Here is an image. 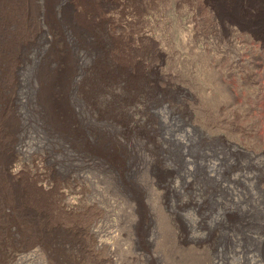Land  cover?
I'll use <instances>...</instances> for the list:
<instances>
[{
    "label": "rangeland",
    "instance_id": "374dc122",
    "mask_svg": "<svg viewBox=\"0 0 264 264\" xmlns=\"http://www.w3.org/2000/svg\"><path fill=\"white\" fill-rule=\"evenodd\" d=\"M66 1L74 3L73 7L76 12L81 8L79 13L82 11L85 14H93L108 19L107 26H110L111 32L116 34V30H119V33L114 37V49L127 53L124 56H130V49L138 46L139 43L150 48L146 38L143 40L140 38V42L135 39L136 36H141L144 33L151 36L155 35L154 37L164 44L169 53L175 50L169 55L165 67L167 69H177L178 67L182 75L188 74L192 77V82L190 81L189 86H184V88L187 92L190 90L192 92L195 89V94H197V96L194 94L196 99L194 101L195 110L192 111V109L187 108L189 107L187 104L189 98L185 97L184 94L168 89L161 92H150L151 98L148 95L145 99L133 101L132 105L135 107L130 106L132 109L130 111L129 106L124 102L126 99L132 100L128 98L131 91L127 95L121 92L117 95L119 99L115 96V99H118L116 101L113 99L114 97L111 98L105 94L104 88L99 85L100 74L103 73L101 64L105 62V59H103L104 51L102 52L94 37L88 32H82L67 27V25V28L64 29L61 22L62 39L67 46L66 53L70 51L69 54L74 59L79 56L83 58L74 60L71 56L67 59L65 58L66 53L58 56L55 51L54 54L53 51L46 49V45L41 39L31 41L29 45L32 47L20 52L18 59H11L7 63L8 57L5 59L0 57V95L1 97L4 96V91L7 90L6 85L13 79L11 89L18 98V103L14 106L16 116L14 139L15 144H22L21 146L25 148L22 149V153H14V155L12 153L8 158L12 166L18 165L17 167L23 171L22 174L25 173L24 175L35 173L36 170L37 172L40 171L46 177V181H39L41 184L52 187L55 185L54 183L58 182L61 191L71 189V187L77 190V187H81L70 197H73V200L81 197L76 205V208L81 212L84 205L91 204L90 206H100L107 213H110L109 216H104L108 219H105L106 223H101L100 226L104 230H111L110 232L114 234H120L121 238L117 244V258L121 260L122 264H264V240H261L264 235V189L261 188V180L264 179V174L261 176L260 173L252 169H244L248 166L246 164H248L249 158H257L258 162L264 165V117L259 120L255 119L253 120L254 123H251L257 128V134L259 133L261 136L255 135L254 139L249 138L250 140L246 141L230 136L240 148L236 149L237 151L222 145L224 143L220 141L218 135L211 139L206 137L204 128L201 132L190 127L195 120L204 122L202 116L204 107L209 106L210 109L215 110L218 105H224L230 101L231 94L241 96L243 99L241 108L248 105H259L261 111L264 112V69L260 72L261 88L257 97L253 96L254 88L250 85L247 77L250 71L248 68H246L245 76L242 77L237 89L228 88L215 77L211 81L206 80L207 76L203 74L197 61L191 60L185 51L186 45L183 39L186 34L185 22L193 4L192 2L189 3L188 0V2H184V0H162L161 3H147L146 0ZM195 1L202 4V0ZM35 3L40 6L42 0H35V2L33 0L34 6ZM67 12H69V7H66V10L60 14L64 15ZM206 18L210 20L207 15ZM258 18L256 20L257 28H254L261 33V23ZM40 27L44 31L48 29L44 24ZM16 30L17 28L12 26L8 28L9 33L12 34ZM71 30L74 31L71 33ZM97 39L103 42L106 40L103 36ZM2 41L0 39V43ZM60 42L58 41L57 44ZM90 42H92L91 45ZM87 44L89 45L87 46ZM196 47L200 49L202 46L197 42ZM258 52L264 53V48ZM178 53L181 54V57L177 55ZM50 55L52 58L49 57ZM55 56L60 57V60H55ZM203 57L205 60L206 57ZM63 58L64 60H62ZM179 58L183 59L180 60ZM70 61L75 65H73L68 79L65 80L64 92L59 90L58 93L57 89L46 86V82L49 80L48 72L57 68L58 63L63 66L66 63L69 64ZM153 61H155V56L150 58V63ZM64 66L66 67V65ZM125 67L128 68L126 64ZM133 73L136 74V72ZM149 73L150 71H147L146 74L151 79V73ZM134 74L130 73L128 76L121 77L126 80L133 78ZM71 75L73 76L71 77ZM245 83L248 85H244ZM119 85L124 86V83L121 82ZM229 90L232 92L231 94ZM187 95L189 96V94ZM239 96L236 98L239 99ZM156 110L161 111V113ZM107 118H111V120ZM53 127L62 130V132ZM121 133L122 136H120ZM111 141L115 142L112 143ZM99 146L100 148L103 146V148L100 149ZM146 146L147 148H145ZM104 148H107L105 152ZM98 151L103 154L101 155ZM120 152L122 155H119ZM120 156L122 157L120 158ZM108 157L109 159H107ZM0 158H3L1 152ZM203 158H223L217 162L211 160L212 163L216 164V174L212 173L210 176L216 177L219 174L214 180L205 176L208 169L201 166ZM188 176L189 178H187ZM229 176L236 179L235 185L229 184L234 203L225 202V196L222 193H217V183L223 184L222 181L225 182ZM71 179L76 181L72 182ZM167 184H170L171 190L164 189ZM51 198L54 203L59 201L57 195H51ZM3 205L1 206L2 209H8V211L3 209V212L9 215L11 213L9 209L12 206L7 203ZM75 214L77 216L75 224L81 229V225H84L87 219L84 218L83 223L82 219L78 218L77 212ZM5 219L8 220V218ZM51 219L53 220H51L52 223L57 222L66 229L64 234L67 235H61L60 238L57 235L54 238L57 243L60 242L57 245L59 253L61 252L60 255L58 252L50 251L45 246L43 239L34 234H26V238L8 239L12 242L9 244V251L14 255L36 251L38 254L36 260L26 264H95V260L89 262L90 260L88 261L87 258L80 255V242L86 240L85 236L80 235L79 231L67 230L73 221L57 216H53ZM8 226L12 228L11 225H7V229ZM2 232L5 231L0 230V244H3ZM14 233L18 232L14 231ZM100 236V240L104 242L108 240L104 235L101 234ZM0 264H3L1 260Z\"/></svg>",
    "mask_w": 264,
    "mask_h": 264
},
{
    "label": "bare ground",
    "instance_id": "6f19581e",
    "mask_svg": "<svg viewBox=\"0 0 264 264\" xmlns=\"http://www.w3.org/2000/svg\"><path fill=\"white\" fill-rule=\"evenodd\" d=\"M146 1H147V3H155V2L161 3L164 0L163 1L162 0H146ZM188 1H189V3L192 2L193 4L191 5V9L189 10L190 13H189L187 20L185 22L186 34H185L184 38L182 37L184 39V43L186 45V48H185V51L187 52L186 55H189L191 57L190 58L191 60L197 61V63L199 65V67L201 68L203 74H205V76H207L206 80L211 81L214 79V77L216 79L218 78L219 81L223 82L225 84V86L227 85L228 88H235V89L239 88V86H240L239 83H240V81H242V77L245 76L244 72H245L246 68L250 69V71L247 74V77H248V80L250 82V85L254 88L253 96L257 97L258 94L260 93L259 89L261 88V79H260L261 73L260 72L264 69V53L258 52V50H260L261 48H264V0H202V4L198 3V2L196 3L195 0H188ZM188 1L184 0V2H188ZM34 2H35V0H34ZM73 4L70 1H66V0H42V3L40 6H38L35 3V6H36V8H35V6L33 4V0H0V39L3 40L0 43V57L4 58V59L8 57L7 63L11 59H18L19 53L23 52V50H25V49L32 47V45H29V43H31V41H33L35 39H41L43 41V43L46 45L45 48L53 51V53L55 51L56 53H58V56L61 55L62 53L65 55L67 46L65 45V42L62 39V36H63L62 26L65 29V27L67 25V27L69 26V27H72L76 30H79V31L81 30L82 32H88L89 34H91L94 37V40H96V42L98 43V44L97 43L96 44L99 45L102 52L104 51V58L103 59H105V62H103L101 64L103 66V69H102L103 73L100 74V84L99 85H101L104 88L103 89L104 93L107 94L108 96H110L111 98L114 97L113 99H115V96L118 97L117 95L121 94V92H123L124 94L127 95L128 92L131 91V94L129 95L128 98L132 99V100L130 101V100L126 99V101L124 102L126 105L129 106V109H130V106H133L132 105L133 101H137V100L140 101L141 99L147 98L148 95H150V98H151V94H149L150 92L154 93L156 91L161 92L163 90L172 89V90H174L180 94H184L185 97L189 98L188 103H187V104H189V107H187V108L192 109V111L195 110V108H194V104H195L194 101L196 100L195 96H194V94H195L194 90L195 89L192 90V92H191V90L187 92L186 89L184 88V86H189L188 83L191 81L192 77H190V75H188V74L182 75L180 73V69L178 70V67H177V69H175V68L174 69H169V68L167 69L165 67V63L167 62L169 55L172 52L174 53L175 50L172 51L171 53H169V50L165 48L164 44H162L158 39H156L154 37L155 35L151 36L150 34L144 33L143 35L141 34V36H139V35L136 36L135 39H137V42L138 41L140 42L141 39L143 40V38H146L145 40L146 41L148 40V42L150 44V48H148L147 45H145V46L143 45L144 46L143 47L139 43V45L137 44L138 46H135L134 48L131 47L132 49H130V53H131L130 56H128V57H127V55L124 56V54H127V53H122L121 50H117L116 48L114 49V46H113L114 37L119 33V30H116V34H114L113 31L111 32V30L109 29L110 26L109 27L107 26L108 19L100 18V17H97L96 15H93V14H85L82 11H80V13H79L78 11L81 8L76 12V10L73 7ZM66 7L67 8L69 7V12H67L64 15L60 14V12H63L64 10H66ZM259 14H261L260 18H258ZM206 15L208 17H210V20H208V18H206ZM257 18H258V21L261 23V33L259 31H256L254 28V27L257 28V22H256ZM61 22H62V26H61ZM43 24L47 26V28H48L47 31L42 30V28L40 27ZM9 26L16 27L17 28L16 32L13 34L9 33V31H8ZM68 29H71V28H68ZM111 29H113V28H111ZM73 31L71 30V33ZM123 32H124V30H123ZM101 36H103L107 41L104 40V42H103L102 40L97 39V38H100ZM58 41H61L60 44H57ZM69 42H70V40H69ZM88 42H89V40H88ZM88 42H86V43H88ZM197 42L200 43L202 46L200 49H198L196 47ZM91 43L92 42H90L89 44L91 45ZM89 44H87V46ZM82 47H84V46H82ZM85 48H86V46H85ZM93 48H95V46H93ZM27 51H29V50H27ZM67 51H69V50H67ZM69 52L66 53L65 58H67V59L72 56L71 54H69ZM27 54L28 53L26 52V55ZM179 54L180 53H178L177 55L179 57H181V54L180 55ZM153 56H155V61L150 63V58H152ZM203 56L206 57L205 60L203 59L204 58ZM49 57L52 58L51 55ZM56 58H54V59L58 60L60 57H58L57 59ZM77 58H83V57L79 56ZM72 59H74V57ZM76 59H74V60H76ZM179 59L182 60L183 58H179ZM62 60H64V58ZM45 62L47 63L46 60H45ZM121 62L125 63L128 68L125 67V64H123V65L119 64ZM46 63H43V64H46ZM68 63L69 64L63 63L64 65H66V67L64 65L61 66L58 63L57 68H54L48 72L49 80L46 82V86L53 87V88L57 89L58 93H59V90L64 92L63 87H64L65 80L68 79V75L72 71L73 65H75V64H73L72 61H70ZM190 64H191V61H190ZM47 69H48V66H47ZM183 70H184V68H183ZM147 71H150L151 79L148 78V76L146 74ZM186 71H185V73H186ZM133 72H136V74H134ZM130 73L134 74L133 78H127L125 80L124 78L121 77V76H125V75L128 76V75H130ZM96 75H97V72H96ZM72 76L73 75H71V77ZM91 78H92V76H91ZM89 80H91V79H89ZM12 81H13V79L6 85L7 90L6 91L3 90L5 93V94L3 93L4 96L1 97V95H0V104H2L0 107V152L3 156V158H0V230L5 231L4 233L2 232L3 234H1L3 237V239H2L3 244H0V254H1L0 260H1V262L3 264H26L29 262H34L36 260V258L38 257V254L36 251L35 252H29V253L25 252V253H20L19 255H14L8 249L9 244L12 243L8 239L14 240L15 238H19V237L20 238L21 237L26 238V236H27L26 234H34V235L40 236L43 239L45 246H47V248L50 251H52L53 253L58 252V255H60L61 252L59 253V251L57 249L58 248L57 245H59L58 243H60V242L58 241V243H57V241L54 238L57 235L60 238L61 235H67V234H64L66 232L65 228H63L61 225L57 224V222H54V223L51 222V220H52L51 217L57 216V217H61L62 219H66L68 221H73L71 223L70 228H67V230L71 229L72 231L73 230L76 232L79 231L80 235L85 236L86 240L83 242H80V245H81L80 255L83 258L84 257L87 258L88 261L90 260L89 262H92V260H95V264H100V263H102V264H122L121 260H119L117 258V249H118L117 244H119V241L121 238L120 234H117V233L114 234L113 232H110L111 230L110 231L104 230L100 226L101 223H106L105 219H108V218H104V216H109L108 214H110V213H107L105 211V209H102L100 206L99 207H97V206L95 207L94 205H93L94 207L90 206L91 205L90 203H89L90 205H88V204L84 205V207L82 208V212H81V210H78L76 208V205H77L78 201L81 200V197L76 198L77 202H75L76 200H73V197L72 198L70 197L71 194L76 193V191L78 189H80L81 187H79V188L77 187V190H75V189H73V187H71V189H68V190L64 189L61 191L60 190L61 187H59V183L57 181H56L57 183H54L55 185L52 187H50L51 185L41 184L39 181H46V179H45L46 177L42 173H40V171L37 172V170H36L35 173L31 171L32 173L30 175L29 174L24 175L25 173L22 174L23 171H20V168L17 167L18 165L12 166V163L9 162L8 158H10L12 153H13V155H14V153H18V152L22 153L23 152L22 149H25L24 146H21L22 144L21 145L15 144V139H14V131H15V126H16V116L14 113V106L16 103H18V98L14 95V93L11 89ZM121 82L124 83V86L119 85V83H121ZM74 85L77 86V84H74ZM89 85L91 86V84H89ZM144 85H145V88H144ZM244 85H248V83L247 84L245 83ZM79 87H81V86L79 85ZM66 88H67V86H66ZM96 88H97V86H96ZM213 88H214V85H213ZM89 91H90V89L88 90V92ZM142 91H144V92H142ZM84 92H85V90H84ZM19 93H20V91H19ZM104 93H103V95H104ZM186 93L189 94V96ZM231 93L232 92L230 91V94ZM95 94H97V93H95ZM195 95L197 96V94H195ZM237 96H239V95L234 96L233 94H231V100L228 101L224 105H218L215 110L210 109L209 106H206L208 109L203 106L204 108L202 107L203 108V110H202L203 115L202 116H203L204 122L201 123L200 121L195 120L190 127H192L193 129H196L198 131H201V132H203V128H204L205 133H206L205 134L206 137L211 138V139L215 135H218V138L220 139V141H222L224 143L222 145H224L226 148L231 147V149L233 151H237L236 149H240V148H239V146H237V143H235L233 141V138H231L230 136H233L234 138H237L238 140H243V141H246L249 138L254 139L255 135L261 136L259 133L257 134V132H258L257 128L254 126V124H251V123L255 119L259 120L260 118L264 117V112L261 111L262 109L259 105L258 106L257 105H255V106L248 105L245 108L244 107L241 108V106L243 104L242 103L243 99H241V96H239V99H238V98H236ZM118 99H119V97H118ZM98 100H100V99H98ZM146 102H148V101H146ZM53 103H55V101H53ZM104 103H106V102H104ZM156 103H155V105H156ZM121 104H122V102H121ZM143 105H144V103H143ZM152 105H153V103H152ZM158 105H160V103H158ZM133 107H135V106H133ZM169 109H170V107H169ZM131 110L132 109H130V111ZM184 110H186V109H184ZM184 110H183V112H184ZM196 110H197V108H196ZM122 111H123V109H122ZM126 111H128V110H126ZM165 111L166 110L164 109V112ZM50 112H52V111H50ZM157 112L161 113V111H157ZM121 113H123V112H121ZM141 113H143V111ZM160 113H159V115H162ZM108 114H110V113H108ZM127 114H129V113H127ZM69 115H71V114H69ZM129 115H131V114H129ZM136 116H135V118H136ZM109 117H111V116H109ZM166 117H167V115H166ZM112 118H113V116H112ZM116 118H117V116H116ZM62 119H64V118H62ZM107 119L111 120V118H107ZM146 119H147V117H146ZM69 120H67V121H69ZM61 122H63V121H61ZM133 122H134V120H133ZM72 123L75 124L74 122H72ZM137 123H138V121H137ZM134 124H136V123H134ZM138 126H140V125H138ZM53 128L57 129L55 127H53ZM57 130H60V129H57ZM146 130H148V129H146ZM60 131L62 132V130H60ZM79 132H81V131H79ZM130 133H128V134H130ZM222 133H224V134H222ZM147 134H144V135L148 136ZM62 135H64V134H62ZM114 136H116V135H114ZM118 136H116V137H118ZM120 136H122V133ZM65 137H66V135H65ZM81 137H80V139H81ZM125 137L127 138V136H125ZM177 139H178V137H177ZM127 140H129V139H127ZM151 141H153V140H151ZM113 142H115V141H113ZM138 143H140V142H138ZM98 145H96V146L98 147ZM107 145H109V144H107ZM121 147H119V148H121ZM183 147H184V145H183ZM99 148H100V146H99ZM101 148H103V146H101ZM145 148H147V146ZM106 149L104 148V152ZM122 149H123V147H122ZM99 151H98V153L101 152V151L100 152ZM124 151H125V149H124ZM108 153H110V152H108ZM115 153H117V152H115ZM121 153L122 152H120L119 155H122ZM104 157L106 159L105 155H104ZM121 157L122 156H120V158ZM107 159H109V157ZM221 159H223V158H221ZM221 159H219V158H203V160H202L203 162H201V166L208 169V171L205 172V176L207 178H209V179L213 178V180H214L215 178H217V176H219V174L216 177L210 176V174H212V173L216 174V171H215L216 170V164L212 163L211 160H216V162H217V161H221ZM256 160H257V158H249V162H248V164H246L248 166L244 169L245 170L252 169V170L260 173L262 176L264 174V165L262 163L260 164L258 162L259 160H257V162H256ZM193 162H195V161H193ZM121 164L124 165V163H121ZM40 169H42V168H40ZM34 171H35V169H34ZM175 173H176V171H175ZM75 174H77V173H75ZM172 174H170V175H172ZM185 174H186V172H185ZM47 176H50V175H47ZM174 176H175V174H174ZM79 178H80V176H79ZM187 178H189V176ZM72 179H71V181H72ZM190 180H189V182H190ZM61 181H62V179H61ZM74 181H76V180L74 179ZM74 181H72V182H74ZM50 182L52 183V181H50ZM235 182H236V179H232L229 176L225 182L222 181L223 184H220V182L217 183V193H219V194L222 193L225 196L224 197L225 202L234 203L233 193L231 192L232 190L229 188V184L235 185ZM182 183H184V182L182 181ZM224 183H226V184H224ZM240 183H243V181L242 182L240 181ZM176 185H178V184L176 183ZM176 185H175V188H176ZM189 185H191V184L189 183ZM160 187H161V185H160ZM261 188L264 189V179L263 178L261 180ZM164 189L165 190H171L170 184H167L164 187ZM51 195H57V198H59V201L58 202L56 201L54 203L52 201L53 199L51 198ZM171 196H172V194H171ZM6 203L12 206V207L10 206L11 209H9V210H11V213H9V215H7L6 212H3L4 208L3 209L1 208V206L3 204H6ZM3 207H4V205H3ZM6 209H4V210H6ZM7 211H8V209H7ZM76 212L79 215L78 218L80 220L82 219L83 223H84V218L87 219L86 223H84V225H81V229H79V227L76 226V224H75V222L77 221V220H75L77 217L75 214ZM5 218H8V220L6 221ZM232 218H234V217H232ZM231 220H233V219H231ZM107 224L109 225V223H107ZM7 225H11L12 228H10L8 226V229H7ZM103 226H106V225L103 224ZM14 231H17L20 234L14 233ZM12 232H13V234H11ZM101 234L108 238V240L106 242L100 240ZM38 236H36V237H38ZM261 240H264V235L262 236ZM62 242H63V240H62ZM62 245H60V246H62ZM66 249H64V250H66ZM61 250H62V248H61ZM64 256H66V255H64ZM82 257H79V258H82ZM87 259H85V260H87ZM219 259H221V258H219ZM67 263H69V262H67Z\"/></svg>",
    "mask_w": 264,
    "mask_h": 264
}]
</instances>
